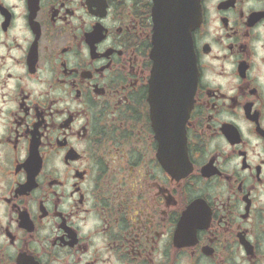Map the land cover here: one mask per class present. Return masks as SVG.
Wrapping results in <instances>:
<instances>
[{
  "label": "flooded vegetation",
  "instance_id": "flooded-vegetation-1",
  "mask_svg": "<svg viewBox=\"0 0 264 264\" xmlns=\"http://www.w3.org/2000/svg\"><path fill=\"white\" fill-rule=\"evenodd\" d=\"M159 11L0 0V264H264V0Z\"/></svg>",
  "mask_w": 264,
  "mask_h": 264
},
{
  "label": "water",
  "instance_id": "water-1",
  "mask_svg": "<svg viewBox=\"0 0 264 264\" xmlns=\"http://www.w3.org/2000/svg\"><path fill=\"white\" fill-rule=\"evenodd\" d=\"M190 0H155V14L157 16H168V11L167 12H161L159 10H161L162 8H166V7H169L170 6V9L171 10H174L176 9V12H174L172 14V16H177L179 17V19H182L185 14V11H184V4L186 3H189ZM171 16V17H172ZM186 17H188L186 15ZM173 18V17H172ZM192 28V25L190 24H187V27H185L183 29V27L181 28V32H185L187 37L189 36V33H190V30ZM182 40H184V36H182ZM182 47H180V52H183L184 50V44L181 43ZM166 48V47H165ZM186 52V55L184 57V54L181 56V59L180 62H179V73L181 74H184L186 72H188V78H189V82H188V87L191 86V80H192V70H193V61H192V57L190 55V51H189V45H188V42H187V51ZM189 109L190 107L187 109V112L189 113Z\"/></svg>",
  "mask_w": 264,
  "mask_h": 264
}]
</instances>
